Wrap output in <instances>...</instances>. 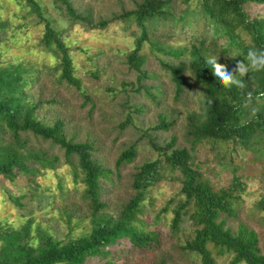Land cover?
I'll use <instances>...</instances> for the list:
<instances>
[{
	"label": "rangeland",
	"instance_id": "obj_1",
	"mask_svg": "<svg viewBox=\"0 0 264 264\" xmlns=\"http://www.w3.org/2000/svg\"><path fill=\"white\" fill-rule=\"evenodd\" d=\"M35 1L68 46L80 88L57 80L56 59L38 44L43 23L21 0H0V18L7 21L0 39V64L19 60L28 64L34 81L27 85V94L32 100L41 101L37 117L47 124L61 120L66 138L90 144L91 157L106 171V176L99 178L102 210L116 214L134 192L130 183L136 167L154 158L164 163L163 154L152 142L163 145L174 137L173 146L188 150L191 166L213 189L227 187L233 175L238 176L242 189L236 191L232 212L221 217L231 230L244 225L255 231L258 246L264 252V142L251 149L231 141L193 142L187 132V118L201 111L202 92L186 69L183 76L187 84L176 94L170 73L160 63L186 60V51H173L187 50L201 37L210 53L216 55L224 39H214L210 26L199 19L181 27L179 23H157L148 28L147 39L140 46L143 61L139 73L125 59L139 29L130 17L109 20L113 14L134 7L139 0H69L74 10L88 16L91 22L109 20L103 28L71 23L56 0ZM170 5L177 16L184 10L198 9V0H170ZM246 9L253 15L264 13L262 5L248 3ZM242 37L246 38L244 34ZM162 122L166 126H155ZM25 137L32 148L56 155L58 161L52 169H40L32 182L20 173L12 180L0 175V220L18 226L30 216L33 225L63 240L85 233L89 229V207L81 197L82 182L73 180L58 146L30 134ZM131 144L135 149L133 158L116 164L118 154ZM163 173V178L144 190L140 200L139 215L145 229L156 232L157 241L136 248L126 239H119L107 247L109 258L125 264H154L161 259L165 264H197L192 254L179 249L191 234L187 218L179 224L178 232L169 230L172 208L181 198L179 173L166 168ZM9 193L19 197L21 208L9 199ZM209 248L215 264H230L231 253ZM106 259L89 257L83 264H101Z\"/></svg>",
	"mask_w": 264,
	"mask_h": 264
},
{
	"label": "trees",
	"instance_id": "obj_2",
	"mask_svg": "<svg viewBox=\"0 0 264 264\" xmlns=\"http://www.w3.org/2000/svg\"><path fill=\"white\" fill-rule=\"evenodd\" d=\"M21 1L43 23L38 44L56 59L54 68L58 72L57 80L79 89L80 82L73 73L68 46L62 41L60 31L43 16L37 1ZM56 1L63 6L71 23L79 22L89 28H103L112 18L130 17L139 31L125 59L139 73L143 61L139 49L143 40L147 39L148 28L160 22L179 23L181 27L189 21L203 20L205 25L210 26L214 39H224L218 54H211L204 37H201L187 50L173 51L175 54L186 51V60L160 61L170 73L176 94L187 84L183 76L186 69L202 92L201 111L189 115L187 132L193 142L203 139L231 141L246 149L264 142V71H250L243 78L244 89L235 86L226 88L206 63V58L216 57L219 63L231 70L237 61L244 60L243 56L249 48L264 49V13L253 15L246 9L248 3L264 7V0H198V9L184 10L177 16L171 11L170 0H139L134 7L113 14L109 20L97 22H91L88 16L76 12L69 0ZM6 26V19L0 18V39ZM214 41L211 42L215 45ZM33 81L32 68L23 61L0 64V175L12 180L20 173L28 182H32L40 169L55 167L58 157L32 148L26 134L58 146L71 168L73 180L83 184L81 197L89 207V229L63 240L33 225L30 216L20 215L25 220L18 226L0 220V264H83L94 256L107 258L101 264H125V261L109 258L107 247L119 239H126L136 248L150 246L151 242L157 241L156 232L145 229V222L139 215L140 200L148 186L164 177V168L179 173L178 193L181 196L172 208L169 230L178 232L184 217L191 226V234L179 245L180 250L192 254L197 264H215L210 246L219 253H231L230 264H264V252L258 246L255 231L244 225L231 230L221 217L232 212L236 191L242 189L238 176L233 175L227 187L213 189L209 181L191 166L188 150L173 146L174 137L163 145L152 142V146L163 154L164 163L154 158L136 167L130 183L134 192L116 214L102 210L104 204L99 200V178L106 176V171L91 157L88 142L72 141L65 137L61 120L55 119L47 124L37 117L36 110L41 101L32 100L26 90ZM248 92L252 93L251 100L247 98ZM155 126H166V123ZM134 154L135 149L131 144L118 154L115 162L129 161ZM9 199L18 208L22 207L17 195L9 193ZM154 264H165V261L161 259Z\"/></svg>",
	"mask_w": 264,
	"mask_h": 264
},
{
	"label": "clouds",
	"instance_id": "obj_3",
	"mask_svg": "<svg viewBox=\"0 0 264 264\" xmlns=\"http://www.w3.org/2000/svg\"><path fill=\"white\" fill-rule=\"evenodd\" d=\"M239 56V55H236ZM234 56V57H236ZM243 61H237L234 68L229 70L224 64L218 62V58H206V63L211 66V71L216 79L226 87L235 86L239 89L246 87L243 78L250 71H264V49L249 48ZM246 61V62H245ZM252 93H247V98L251 100Z\"/></svg>",
	"mask_w": 264,
	"mask_h": 264
}]
</instances>
